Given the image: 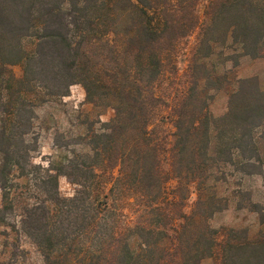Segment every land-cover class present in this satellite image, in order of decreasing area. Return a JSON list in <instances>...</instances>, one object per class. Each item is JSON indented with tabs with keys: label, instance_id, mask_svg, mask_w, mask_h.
Here are the masks:
<instances>
[{
	"label": "trees",
	"instance_id": "16d2710c",
	"mask_svg": "<svg viewBox=\"0 0 264 264\" xmlns=\"http://www.w3.org/2000/svg\"><path fill=\"white\" fill-rule=\"evenodd\" d=\"M244 57L264 58V0H0V226L19 211L43 264H264V231L210 223L220 185L263 175L264 88L235 74ZM73 84L114 115L34 163L37 109ZM231 194L264 222V191Z\"/></svg>",
	"mask_w": 264,
	"mask_h": 264
},
{
	"label": "rangeland",
	"instance_id": "374dc122",
	"mask_svg": "<svg viewBox=\"0 0 264 264\" xmlns=\"http://www.w3.org/2000/svg\"><path fill=\"white\" fill-rule=\"evenodd\" d=\"M12 69L16 75H20L19 66H14ZM235 74L239 77H256L260 86L264 88V58H242L238 67L235 68ZM226 101V93H217L211 106L212 111L216 114L224 112ZM37 113L36 131L38 133L39 147L38 151L33 154L32 161L46 167L50 161H57L59 155H61L54 145L57 134L63 133L64 137H68L69 135L82 133L85 130V126L84 124L81 125V121L85 118L95 119L99 114L101 121H108L114 115V110L111 107L102 111L93 108L92 105L85 101V91L82 85L73 84L68 95L58 102L39 107ZM263 175L253 174L241 177L236 174L227 183L220 185L219 193L229 197V204L225 210L211 218V225L213 227L232 226L245 228L250 235L264 231V222L260 221L259 215L249 208L238 209L236 203L240 198L239 196L234 198L235 196L231 194L236 189L237 184L241 182L242 189L250 192L252 200L260 202L264 191ZM74 189L75 185L69 182L65 176L60 175L58 177V190L62 196H71ZM19 213V211L15 210L7 217V225L0 226V249L1 245L7 242L6 246H2L4 256L0 257L6 260L9 257L16 258L15 264H43L42 255L33 241L18 229V225L15 228L13 227L15 221L18 220ZM14 244L17 246L15 247ZM201 264H212V261L205 259Z\"/></svg>",
	"mask_w": 264,
	"mask_h": 264
}]
</instances>
